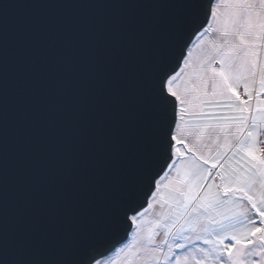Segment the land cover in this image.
<instances>
[{"label": "snow or ice", "instance_id": "6c2138e0", "mask_svg": "<svg viewBox=\"0 0 264 264\" xmlns=\"http://www.w3.org/2000/svg\"><path fill=\"white\" fill-rule=\"evenodd\" d=\"M0 264H264V0H0Z\"/></svg>", "mask_w": 264, "mask_h": 264}, {"label": "rangeland", "instance_id": "374dc122", "mask_svg": "<svg viewBox=\"0 0 264 264\" xmlns=\"http://www.w3.org/2000/svg\"><path fill=\"white\" fill-rule=\"evenodd\" d=\"M129 239H130V237H129ZM119 246H122V245H119ZM119 246H118V247H119Z\"/></svg>", "mask_w": 264, "mask_h": 264}, {"label": "water", "instance_id": "95a60500", "mask_svg": "<svg viewBox=\"0 0 264 264\" xmlns=\"http://www.w3.org/2000/svg\"><path fill=\"white\" fill-rule=\"evenodd\" d=\"M119 246V245H118Z\"/></svg>", "mask_w": 264, "mask_h": 264}]
</instances>
